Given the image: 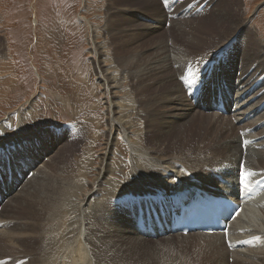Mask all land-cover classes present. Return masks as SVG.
<instances>
[{"label": "rangeland", "instance_id": "374dc122", "mask_svg": "<svg viewBox=\"0 0 264 264\" xmlns=\"http://www.w3.org/2000/svg\"><path fill=\"white\" fill-rule=\"evenodd\" d=\"M141 1L155 2L153 3L155 10H149V13L146 11V15L140 14L139 11L143 10L140 6ZM166 2L167 3H165V0H125V3L113 6L110 0H0V173L2 175L0 177L9 185H13L14 173L11 169L19 165L31 166V164H27V162L35 156V137L40 138L41 136H45L51 140L53 146L47 150L53 151V153L54 150L56 151L62 144L65 145L64 142H66L67 148L64 149V147L63 149L67 152L64 154V157L69 162L74 157L75 146L76 149L84 152L82 160L86 159V162L89 160V174L87 179L82 178L84 182L81 180L85 186L81 187L82 189L79 190V195L88 193L87 189L89 186L92 189L85 201V215L81 225L85 236L81 238L76 237L75 228L70 227L72 221H68L67 224L56 223L53 236L45 233L36 245L35 241L31 240L27 248H23L22 246L23 249L20 245L22 243L20 239L22 238H19L18 241L15 240L17 242H13V245L15 243L13 246L12 244L10 245L11 242L9 243L8 240L4 239L3 234H0V240L5 243L4 250L0 248V264H35L34 251L36 249L39 256L42 245L51 246L60 250V262L57 260L56 264H90V246L94 243H100L106 236L119 234L140 238L138 235L132 234V230L136 229V227L134 228L133 226L127 225V214L130 208H143L141 197L143 198L145 194L147 203L150 205L154 204L150 193L140 192L146 172L138 165L137 159L144 156V149L135 145V138L138 137V135L140 136L142 131L146 129L147 119L149 118L146 116V121L144 122L142 117H144L146 113L144 115L141 108L143 103H138L136 101L135 108L137 107L136 109L138 112L142 111L139 113L142 117L140 116L139 118L135 115L136 120L133 121L134 125H132L128 131L120 129L121 133L117 132L116 134L112 128L111 132L110 127L112 124L114 125L115 122L108 118L107 113V104H109L108 102L111 98L110 92H104L94 68L95 65L99 64V66L105 70L106 67L112 64L108 60H105L101 64L98 63L99 57L97 52L94 51V45L103 46L107 43H105V38L108 36L109 32L112 33L117 29L123 28L124 30H128L127 32L129 33H135L141 30V26H137L135 22L126 21L129 15H136L138 19L137 22H145L144 19L149 18L148 21H146L150 27L149 35L135 41V47L138 48L140 46V48H145L144 51L142 50V53L144 55L150 54V57L157 56L156 59H161L163 53L168 55L166 51L167 48L170 50L171 47L177 46L179 50L182 44L180 41H178L181 43L180 46H170L172 45L171 39L174 38L176 40L181 37L178 31L171 28V26L176 27L175 22L177 21L190 20L191 23H185V26L200 23L199 26L204 27L203 23H207L210 26L205 32L206 36L207 34H211L218 37L225 33L227 37L233 34L229 32V27L233 21L244 23L243 25L245 26L242 30L237 31L236 34L218 47L213 52L214 54L212 53L210 57L205 59L203 65H206V69L202 67L203 70L198 69L199 71H196L205 72L207 76V78L200 81L201 86L191 83V86L188 87L189 89H185L184 95L187 101L195 103V111L197 112L205 109V104L208 103L207 100L212 97L216 102L224 101V106L227 108L226 115L212 113V106L209 114L220 115L219 117L225 118L230 124L237 126L239 133L236 139L243 143L241 145L242 148H244L246 143H250L251 141V143L258 142L260 151H264V135L262 134L264 133V0H215V2L214 0H166ZM196 3H199V5ZM215 4L217 6H215ZM213 6L215 7L212 9ZM201 11H206L203 17L195 16V18L193 16L195 12ZM218 13L219 19H217ZM176 15L179 16L177 17ZM115 17L123 19L125 25L124 23H122V26L118 25L119 22L116 21ZM113 21H115L116 25ZM168 27L171 28V30ZM166 29H169V31ZM164 30H166V32H164ZM97 33H99V35H97ZM183 35H185V33H182V36ZM248 36L250 37L248 41L249 48L247 47L246 38ZM156 37L167 40V46L164 47L163 44H155L157 45V47H155V45H153V40ZM224 38L225 37H222L220 40ZM216 39L219 40V38ZM164 44H166V42ZM146 46H148V48H146ZM195 47L199 46H194L193 48H187L186 46L194 56L198 53V48L194 49ZM245 47L247 50L251 51L249 52V56L246 54ZM169 54L170 57H172L176 52H170ZM201 54H203V52ZM260 54H262V62L255 56H260ZM183 61L177 62V64L182 67L187 66V68L194 66L192 65L191 59H189L186 64L183 63ZM214 62H217L219 65L217 68L211 65L209 66V64L214 65ZM253 62L256 64H252ZM195 66H197V60L195 61ZM225 69H229L230 78L227 77ZM107 71L108 74H116L118 78L119 75L115 73L113 67H110ZM190 72L191 75L196 73L194 70H190L184 77H190ZM238 72L246 73L248 76L250 75L247 83H243L241 78L237 76ZM124 76L126 75H122V78H124ZM167 76L168 75L165 77ZM179 77L181 78L178 79L176 76L177 81H184V77ZM210 77L211 80L206 84V80L210 79ZM160 79L162 80V78ZM164 80H167L166 82L171 86L172 83L168 78ZM189 80L194 81L191 77ZM256 87L260 97L256 94L257 91H252L253 88ZM126 88L128 89V87ZM126 88L123 89V93L117 91V94L124 95V93L129 91V89L127 90ZM186 90L190 93H187ZM253 92L256 93L254 94ZM253 104H255V106ZM243 111L245 114H243ZM203 113L206 114L205 111H203ZM245 132H248V134ZM250 135L251 138L249 139ZM78 136H80L79 139ZM113 137H115L114 144L110 146L107 144V140L109 139L113 142ZM254 139L255 141H253ZM45 142L50 143V141ZM176 150L177 149H171L168 151V155L165 158H158L159 155H157V159L164 161L168 166L166 172H163L159 176L162 179V183L164 182L163 184L158 182L159 187L164 189L167 194H175L181 190H185L189 184L193 185L188 187L191 190L200 191L201 189L209 188V186H203L198 178L190 173L189 168L193 164H203L204 159H213L210 151L198 154L193 158H183L174 156V153L177 152ZM51 152H49L48 155H50ZM108 152L109 158H107L104 163V165L107 163L106 177L108 181L101 182L100 185L96 187L94 178L101 170L100 162L102 156H108ZM8 154L12 155L19 164L15 166V164L13 165L9 160L6 161V157L9 158ZM42 157L43 156H41V158ZM40 160L42 161V159ZM51 161L52 159H49V164ZM55 161H58V158H56ZM38 163L39 162H33V165L36 164V169L39 165ZM239 163L241 164L240 161ZM108 166L111 168V176L108 173ZM231 168L235 169L232 174L233 178L231 184L236 186L235 177L237 176V172L239 173V169H236V166H232ZM28 169L25 166L17 170L21 173L19 174V181L22 178H26L23 177L22 174L31 176L36 170L35 166L32 172ZM225 169L226 168L218 169L216 173L213 172L212 169L210 174L217 177L219 172L225 173ZM208 173L207 175H209ZM240 174H242V171ZM228 175L229 172L226 173V177ZM252 177V175L248 176L247 181H252ZM29 179H31V177ZM258 180L261 181V178H258ZM27 181L28 179L25 180L23 184ZM39 181V177H36L30 185L22 190L21 194L24 195L28 191V187ZM242 181V183H244V178ZM228 183L226 179L222 178L220 187H226ZM36 185L38 184H35V186ZM240 185L242 186V184ZM197 186L199 187L197 188ZM22 188L23 187H20L18 190L20 191ZM241 190L243 191V189ZM147 191L152 192L155 190L149 186ZM234 192L237 194L236 190ZM259 195L263 196H260L261 198L259 197L255 203L251 202V204L253 208L256 206L260 207L261 205L258 206V202L261 201L260 203L262 206L260 210L262 212H257L258 208L256 207L254 210H256L257 213H255V219L253 221L244 220V213L238 217L237 221L242 222L238 237L242 236L241 233H244L243 231L246 229L250 231L260 230V232L254 233L257 234V236L264 234V232H262V230L264 231L263 227L260 228L258 226L264 225V192L256 194V196ZM21 197L25 199V196ZM108 197H125L128 200H133V203L128 209H119L115 207L116 209L101 222L97 217L105 214L106 210L110 209ZM243 200L244 199H242V201ZM75 201L78 202V199H75ZM170 201L171 199H168V203ZM2 203L3 201L1 200L0 204ZM26 206L28 207V205ZM93 206H95L98 211L97 215L90 209V207ZM245 206L246 209H249V205ZM242 207L244 208V206ZM11 208H13L17 220L21 217L27 220L25 217L29 215L28 221L31 223H29L28 227L32 228V226H34L35 214L33 213L32 215V212H30L32 209H29L27 212V209L24 208L23 205L20 208V210L22 209L23 211L21 210L18 212L16 209V202H13V207L11 206ZM5 211H10L9 207ZM248 211L252 213L251 210ZM154 213L155 210L152 209V214ZM36 218H40V215L37 214ZM254 221H257V223H254ZM254 224L258 225L255 227ZM1 229L5 228L3 227ZM177 236L179 235H164L149 238L150 236L143 234L140 238L141 241L134 242L129 240V242L135 247L133 251L139 248L143 251L170 249L165 238L174 240L177 239ZM179 237V240L183 242L191 240V237L188 235ZM23 238L31 239L29 237ZM206 238L213 239L218 243L215 237ZM174 248L183 247L176 246ZM228 248L227 250H229V252H227L230 255L229 259H231V252L234 250ZM242 248L243 247H239L238 249ZM243 249L247 248L245 247ZM133 251L117 259L118 263L142 264L143 257L141 253H132ZM248 252L249 251H247V253ZM253 254L254 253H252V255ZM167 255L169 258L170 255ZM180 255L181 253H176L175 256L179 257ZM250 258L251 260L256 259L253 256Z\"/></svg>", "mask_w": 264, "mask_h": 264}, {"label": "bare ground", "instance_id": "6f19581e", "mask_svg": "<svg viewBox=\"0 0 264 264\" xmlns=\"http://www.w3.org/2000/svg\"><path fill=\"white\" fill-rule=\"evenodd\" d=\"M110 1L113 6L125 3V0ZM153 3L155 2L141 1L140 6L145 11L140 9L141 11H139V13L146 15L147 12L149 13V10H155V7H153ZM196 4L199 5V3ZM215 6L217 5L215 4ZM215 6H213L212 9ZM205 12L206 11L197 13L195 12L193 16L203 17V14ZM115 19L117 22H119V24L117 23L118 25L122 26V23H124L125 25L123 19L117 17H115ZM148 19H144L145 22H137L138 19L136 15H129L126 18V21L135 22L137 26H141L140 31L129 33L127 32L128 30H124V28L117 29L112 33L109 32L108 36H106L105 43L107 42V47L106 44L103 46L94 45V51L97 52L99 57L98 63L101 64L105 60H108L112 63L111 66L106 67L105 70H103L104 68H101L99 64L95 65L94 68L98 76V81L102 85L104 92H110L111 98L108 102L109 104H107V113L108 118H110L111 121L113 120L115 122V124H112L110 127L111 132L112 128L114 129V132L116 134L117 132H120V129L128 131V129L132 127V125H134L133 121L136 120L135 115L139 118L140 116L142 117L141 114L139 115V113H141L142 111L144 112V115L146 113V115H143L144 117H142L144 122L146 121V116L149 118L147 119V125L145 129L146 131H142L140 136L138 135V137L135 138V145L144 149L143 150L140 148L141 150H143L144 156L137 159L138 165L146 172L143 186L141 187L140 192L148 194L150 193L153 198L154 204L150 205L147 203L145 194L143 195V198L141 197L143 208L129 209V213L127 214V225L133 226L134 228L136 227V229L132 230V234H136L140 238L143 234L150 236L149 238L164 235H188L191 237V240L183 242L179 240V236H177V239L174 240L165 238V241L167 242V245L170 249L143 251L139 248L133 251L135 247L130 244L129 240L139 242L141 241L140 238L127 235L112 234L103 238L100 243H94L90 246L89 262L90 264H119L117 259L133 251L132 253H141L143 257V262H141L142 264H264V234L257 236V234L254 233L260 232V230L250 231L246 229L243 231L244 233H241L242 236L238 237L241 229L240 225H242V222L237 221L238 217L243 213L245 215L243 216L244 220L253 221L255 219V213L262 212L260 210V207L262 206L261 203L258 204V206L261 205L260 207L256 206L258 208L257 212L256 210H251L252 213H249L248 209L245 208L244 210L243 207H240L237 215L227 228V234H222L221 232H216L214 234H205L199 231L181 234L178 232L171 233L169 231L171 220L177 216L182 206H189L193 203L192 206L195 208L198 204L206 205V203L214 197H219L220 199L229 198L230 200H235L239 195H243L244 200L242 201V206H245L249 205L251 202L255 203L260 196H263H256L257 193L260 194L261 192H264L262 191L264 190V151H260L259 143H251V141L249 140L250 143H244V148H242L241 145L243 143L237 141L236 139L239 133L237 126L230 124L227 119L219 117L220 115L224 114L218 112L215 109L216 104L219 103L216 102L213 97L207 100L208 103L205 104V109L197 112L195 111V103L187 101L186 96L184 95L185 89L191 86V84L188 83L190 77L192 78V80H194V84L200 86V81L207 78L205 72H196L199 71L198 69H202V67L206 69V65H203L205 63V59L210 57L218 47H220L226 42V40L230 39V37L236 34L237 31L242 30L245 25H243L244 23L233 21L230 27L227 26L229 27V32H232L233 34L227 37L225 33L218 37L211 34H207L206 36L205 32L210 26L207 23H203L204 27H200V23L193 25L191 24V26H185V23H189L190 20L180 22L177 21L175 22L176 27L171 26V28L178 31L181 34V37L176 39L177 41L174 38L171 39L172 45L170 46H180V44L182 43L179 48L180 52L177 49V46L171 47L170 50H168L169 48H167L166 51L168 52V55H165L166 53H161L163 55L162 58L156 59L157 56L150 57V54L144 55L142 53V50L144 51L145 48H140V46L138 48L135 47V41L146 37V35H149L150 27L146 22L148 21ZM217 19H219V13L217 14ZM113 22L116 25L115 21ZM171 28L169 29L171 30ZM169 29L166 30L169 31ZM166 30H164V32H166ZM182 33H185V35L182 36ZM97 35H99V33H97ZM222 37L225 38L223 40H220L222 39ZM216 38H219V40H217ZM246 38L247 47L249 48L248 41L250 40V37L248 36ZM178 41H180L181 43H179ZM165 42L166 44H164ZM155 44H163V46L166 47L167 40L161 39V37H156L153 40V45ZM157 45H155V47H157ZM186 46L187 48L199 46L194 48H198V53H196L195 56L192 55L191 51L187 49ZM146 48H148V46H146ZM245 50L246 54L249 56V52L251 51L247 50V48ZM170 52H176V54L170 57ZM202 52L203 54H201ZM255 56L260 62H262L264 53L263 58L262 54H260V56ZM189 59H191L192 65L194 66L195 61L197 60V66H190L189 68H187V66L182 67L181 65L177 64V62L183 60V63L186 64ZM252 64L256 63L253 62ZM210 65L214 66V68H217L219 66L217 62H214V65L209 64V66ZM110 67H113L115 69V73H118L120 77L118 76L117 78V75L114 73L108 74L107 69H109ZM190 70H194L196 73L194 72L195 74L191 75L190 72L191 76L185 78L184 76H186ZM228 71L229 69H225L227 77H229ZM243 72H238L237 76L241 78L243 83H247L249 80L248 77H250V75L248 76ZM122 75L126 76L122 78ZM166 75L168 76L165 77ZM176 76L178 77V79L181 78L179 76H182L185 79L184 81H177ZM160 78H162V80ZM166 78H168V80L172 83L171 86L168 85V83L166 82L167 80H164ZM209 80H211V77L210 79H207L205 83L208 84ZM126 87H128L129 91L124 93V95L117 94V91L122 92ZM254 90L257 91V87L253 88L252 91ZM186 92L188 93L189 91L186 90ZM256 94L260 97L258 91ZM136 101L138 103H143V106H140L142 108V111L140 112L137 111V107L135 108ZM253 105L255 106V104ZM211 106L213 107L212 113L220 114L219 116L209 114V111H211ZM203 111H205L206 114H204ZM243 114H245L244 111ZM246 134H248V132ZM262 134L264 135V133ZM79 137L80 136H78V139ZM250 138L251 135L249 139ZM114 140L115 137H113V142L112 140L108 139L107 144L110 146L113 145ZM45 141H50V143H46ZM253 141H255V139ZM64 143L65 145L62 144L56 151L54 150L53 153V151L51 152L47 150L48 148L53 147L52 142L48 137H35V156L33 157V159H29V161L27 162V164H31V166L19 165L18 167H16L17 169L15 167L11 169V171L14 173L13 185H9L6 181L3 180L2 177H0V194L3 199V203L0 205V229L3 227L5 228L0 230V234H3L4 239L8 240L9 243L11 242L10 245L13 242H17L19 238H22L20 239L22 241V243L20 244L21 248L22 246L23 248H27V245L29 244V242H31V240L35 241L36 245L39 239H41L45 233L53 236L56 223L67 224L68 221H72L70 227L75 228L76 237L81 238L85 236L81 225L85 215V201L92 189L89 186V188L87 189L88 193H83L82 195H79V190L82 189V186H85V184L82 183V181L84 182L82 178H88L90 164H88L89 160L88 162H86V159L82 160L84 152L76 149V146L74 147V157L69 162L64 157V154H66L67 152L66 150H64L67 148V144L66 142ZM171 149H177V152L174 153V156L183 158H193L198 154L210 151V153L212 154L211 157H213V159H204L203 164H193L189 168L190 173L193 176L197 177L203 186H209V188L201 189L200 191L191 190L188 187L193 185L189 184L187 185V189L185 190H181L180 192L175 194H167L164 189H161V187H159L158 182L162 183V179L159 176L163 172H166L168 166L164 161L157 159V155H159L158 158H165L168 155L167 152ZM49 152H51L50 155H48ZM8 156L9 158L6 157V161L9 160L13 165L15 164V166L16 164H19V162L16 161L14 157H12V155L8 154ZM41 156L43 157L41 158ZM56 158H58V161H55ZM107 158H109V152L108 156L104 155L101 158V170H98L99 172L94 178V184L96 182V187H98L101 182L108 181L106 177L107 163L106 165H104ZM154 158L157 160H155ZM40 159H42L43 162ZM49 159H52L50 164ZM239 161L241 162V164L239 163ZM33 162H39L37 169L36 164L33 165ZM25 166L27 167V169L35 166L36 170L31 176L22 174L23 177L26 178H22L19 181V174L21 173H19L17 170L22 169ZM232 166H236V169H239V173L237 172V176L235 177L236 186H233V184H231V180L233 178L232 174L235 171L234 168H231ZM222 168H226L224 170L226 171L225 173L219 172L217 177L210 174V171L212 169L213 172L216 173L218 169ZM241 171L242 174H240ZM227 172H229V175L226 177ZM246 172L252 173V181H247V179H245L244 174ZM108 173L111 176L110 166H108ZM207 173L211 176L207 175ZM0 176H2L1 173ZM30 177L31 179H29ZM36 177H39L40 179L39 182H35V184L38 185L35 186L34 184L28 187V191L24 195L21 194L22 190L30 185ZM222 178L226 179L229 182L226 187H220ZM240 178L241 180H243V178L245 180V185L244 183H242L243 187L239 184ZM258 178H261V181L258 180ZM27 179L28 181L23 184V182H25V180ZM149 186L152 187L155 191L148 192L147 188ZM12 187L14 188V190ZM20 187L23 188L19 191L18 189ZM198 187L199 186H197V188ZM241 189H243V191ZM235 190L237 191V194L234 192ZM21 196H25L26 200ZM75 199H78V202H76ZM168 199H171L169 203ZM13 202H16V209L18 210V212L22 210H20V208L23 205L24 208L27 209V212L29 209H32L30 212H32V215L33 213L35 214V224L34 226H32V228L28 227L29 223H31L28 221L29 215L25 217L27 218V220L22 217L19 218V220L16 219L13 208H11V206L13 207ZM235 202L238 203V201ZM108 203L110 209L106 210L105 214L99 215L97 217L101 222L116 209L115 207L119 209H128L133 203V200H128L125 197H108ZM26 205H28V207ZM8 207L10 211H5ZM90 209H92L94 214L97 215L98 211L95 206L90 207ZM152 209L155 210L154 214H152ZM226 210L227 208L220 212H212L211 216L217 223H222V218ZM185 212L186 210H184L183 213ZM37 214L40 215V218H36ZM257 221H254V223H257ZM257 225L254 224L255 227ZM254 226L252 227L255 228ZM258 226L260 228L263 227L264 229V225ZM262 232L264 231L262 230ZM205 236L215 237L218 240V243L213 239L206 238ZM23 237H29L31 239H24ZM176 246H181L183 248H174ZM228 247L231 248V250H234L233 252H231V259H229L230 255L228 254ZM239 247H246L247 249H238ZM0 248L1 250H4L5 248V243H3L2 240H0ZM247 251L249 252L247 253ZM34 252L35 256H32L35 257V264H56L57 260L59 261V257L61 255V252L58 248H53L51 246L45 245L41 246L39 256L36 249ZM176 253H181V255L177 257L175 256ZM252 253L254 254L252 255ZM167 254L170 255L169 258ZM252 256L256 259L251 260L250 257ZM170 258H172L173 260Z\"/></svg>", "mask_w": 264, "mask_h": 264}, {"label": "snow or ice", "instance_id": "6c2138e0", "mask_svg": "<svg viewBox=\"0 0 264 264\" xmlns=\"http://www.w3.org/2000/svg\"><path fill=\"white\" fill-rule=\"evenodd\" d=\"M165 3H166V0H165ZM189 84L193 83V81L189 80L188 81ZM252 175V173H245L244 176H245V179H247L248 176Z\"/></svg>", "mask_w": 264, "mask_h": 264}]
</instances>
